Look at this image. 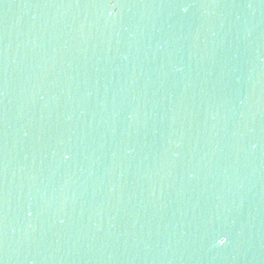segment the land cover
I'll return each mask as SVG.
<instances>
[{
	"label": "water",
	"instance_id": "obj_1",
	"mask_svg": "<svg viewBox=\"0 0 264 264\" xmlns=\"http://www.w3.org/2000/svg\"><path fill=\"white\" fill-rule=\"evenodd\" d=\"M0 264H264V0H0Z\"/></svg>",
	"mask_w": 264,
	"mask_h": 264
}]
</instances>
